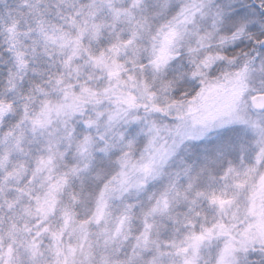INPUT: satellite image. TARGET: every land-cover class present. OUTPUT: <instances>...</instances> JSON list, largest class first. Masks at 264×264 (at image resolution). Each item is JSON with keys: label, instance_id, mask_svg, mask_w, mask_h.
<instances>
[{"label": "snow or ice", "instance_id": "obj_1", "mask_svg": "<svg viewBox=\"0 0 264 264\" xmlns=\"http://www.w3.org/2000/svg\"><path fill=\"white\" fill-rule=\"evenodd\" d=\"M258 32L264 0H0V264L264 252Z\"/></svg>", "mask_w": 264, "mask_h": 264}, {"label": "clouds", "instance_id": "obj_2", "mask_svg": "<svg viewBox=\"0 0 264 264\" xmlns=\"http://www.w3.org/2000/svg\"><path fill=\"white\" fill-rule=\"evenodd\" d=\"M218 3L227 5L229 3V0H217ZM260 0H239L240 4L243 5H253V4H259ZM257 36L264 40V33L258 32ZM260 45L255 44L253 41H249L247 39H244L240 42H238L236 45L229 48L227 51L229 54L235 53L237 55L240 54V52L247 51L250 54H252L253 48H260ZM6 55V54H5ZM3 76V72H0V77ZM179 87V85H178ZM241 264H264V252L256 251L255 255H249L247 259H242Z\"/></svg>", "mask_w": 264, "mask_h": 264}, {"label": "trees", "instance_id": "obj_3", "mask_svg": "<svg viewBox=\"0 0 264 264\" xmlns=\"http://www.w3.org/2000/svg\"><path fill=\"white\" fill-rule=\"evenodd\" d=\"M7 55V54H6ZM0 67H5L4 65H0ZM5 73H3V75H4Z\"/></svg>", "mask_w": 264, "mask_h": 264}]
</instances>
